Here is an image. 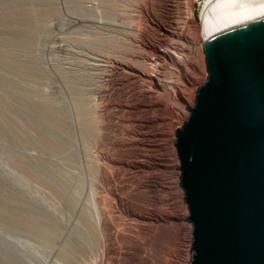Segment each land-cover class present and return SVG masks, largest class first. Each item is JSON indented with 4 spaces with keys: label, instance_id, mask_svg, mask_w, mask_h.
Listing matches in <instances>:
<instances>
[{
    "label": "bare ground",
    "instance_id": "6f19581e",
    "mask_svg": "<svg viewBox=\"0 0 264 264\" xmlns=\"http://www.w3.org/2000/svg\"><path fill=\"white\" fill-rule=\"evenodd\" d=\"M36 1L46 5L47 9L36 10L38 15L34 19L32 4L27 0H0V30L5 28L8 19L22 21L21 27L5 29L22 51L44 30V20H50L60 13L55 0ZM101 1L108 9L114 10L115 16L122 19V24L98 23L99 27H95L102 31L98 34L99 40L81 43L85 52L82 57L87 58L83 59L86 60L83 62L86 71L82 75L81 72L80 75H70L71 79L68 75L64 76L68 79V85L64 87L71 94L69 98L65 95V103L69 105L67 108L37 98L35 89L38 90L37 86L44 76L38 61L30 58L27 66L26 60L14 55L10 44L0 38V58L3 59H0V63L9 66L19 77L18 81L13 82L14 88H17L13 91L14 95L21 102L22 111L32 115L19 114V120L15 121L12 114L17 116L18 111H15L17 108L9 99L12 91L3 90L4 93L0 92V126L7 136L26 146L29 149H24L26 152H36L29 155L41 162L39 169L48 178L28 170L21 164L25 161L20 163L25 153L17 154L21 159L15 161L16 166L46 185L60 205L65 207L63 209L74 213L78 195L68 192V188L72 177H76L74 156L77 154L79 157L81 152L76 150L77 143L74 142L78 140L76 135H81V159L86 161L90 155L92 161L87 160L94 163L92 177H89L90 181L93 179L90 185L93 186L95 210H92L95 215L88 217L90 209L88 212L86 210L87 217L85 212L83 214L84 210L79 212L85 216L79 220L85 229L79 227V222L78 225L69 223L71 230L61 236V244L58 245L61 230L63 227L65 230L69 228V220L74 217L76 220L77 216H73L75 213L69 214L73 216L70 219L68 210H64L66 214L61 215L64 218L58 217L67 221L63 225L53 208L51 210L33 201L37 198L32 196L28 198L23 189L14 188L13 182H10L11 185L3 182L0 186L4 191L1 199L8 210L0 216L6 226L37 235L43 233L39 222L46 223L53 231L57 230L58 236L47 233L51 242L57 244L56 254L62 264H188L191 226L189 221H183L188 217V212L178 186L179 172L175 169L178 168V159L173 144L172 121L182 112V107L190 108V86L196 73L202 69L198 43L220 29L264 14V0ZM18 6L19 9L15 11ZM21 6L28 8L26 12L20 10ZM80 64L78 67L81 68ZM73 70L70 73L74 74ZM65 88L62 90L66 92ZM81 89L89 93L88 98L84 96L90 102V110L86 107L88 104L81 105L87 102L80 97ZM64 91L60 94H64ZM66 149L69 153L64 152ZM43 150L49 155H40ZM84 150L88 153H84ZM24 160L27 161V158ZM62 167L64 174L60 170ZM81 169H78L79 172ZM69 176L68 182L64 177ZM22 202H25L26 205L23 204L27 210L37 212L34 218L25 212L24 215L19 213L20 217L16 216L19 210L17 213L14 210ZM7 254V258H15L9 252ZM10 263L14 264L13 261ZM17 263L23 264L22 261Z\"/></svg>",
    "mask_w": 264,
    "mask_h": 264
},
{
    "label": "water",
    "instance_id": "95a60500",
    "mask_svg": "<svg viewBox=\"0 0 264 264\" xmlns=\"http://www.w3.org/2000/svg\"><path fill=\"white\" fill-rule=\"evenodd\" d=\"M200 45L206 78L173 143L192 225L188 264H264V14ZM0 178L17 188L1 165Z\"/></svg>",
    "mask_w": 264,
    "mask_h": 264
},
{
    "label": "rangeland",
    "instance_id": "374dc122",
    "mask_svg": "<svg viewBox=\"0 0 264 264\" xmlns=\"http://www.w3.org/2000/svg\"><path fill=\"white\" fill-rule=\"evenodd\" d=\"M27 2H30L32 4L31 7H32V9L34 11V13L32 15H33L34 19H36V16L38 15V12L36 10L44 11V10L47 9L46 5L40 4V2H38L36 0H34L33 3H32V0H27ZM30 3H28V4L30 5ZM55 5H56V7H58L60 9L59 10L60 13L58 12V15L56 14L50 20H47V21L44 20V23H45L44 30L37 37L35 36V38H33L32 44L29 45V47L27 49L22 51L21 48L18 46V44H15V42L13 40V36H11L10 34H8L5 31L6 27H14V28H18L19 26L21 27L23 24L21 23L22 21H20L19 19L16 20V19L13 18V19H11V21H10V19H8L9 22L8 23L6 22L7 24H5V28L0 30V36H1L0 38H2L4 41H6V42H8L10 44L11 50H13L14 55H17L18 57H20L22 59L24 58L26 60L27 66L30 64V61H29L30 58H33L35 61H38L39 67L41 69V73H42V75L44 74V76H42L43 78L40 81L43 84L42 83H40L39 85L36 84V85H38L37 88H38L39 91L37 89H35L36 91L34 90L37 93L36 94L37 98L39 97L40 100H44L45 99L44 101H47V102L49 101V102H52L53 104L56 103V105L59 104V106L67 108L69 105H68V103H65V102H67L66 99L71 94H69V92H67V89L64 87V86L68 85L67 84L68 83V79L65 78L64 76L65 75H68V76L75 75L77 73H78V75H80V74L82 75L86 71V69L84 68V63H83L86 60L83 61V59H87V58L85 56L82 57V55L85 52L80 46V45H82L81 43H83L86 40L88 42H90L91 40H94L95 42H97L99 40L98 34H99V32L101 30L99 28L96 29V27H99V24H101V23L104 24L105 23V24L118 25V24H122V22H121L122 19L116 17L115 14H114V10L108 9V7L106 5L102 4L101 0H55ZM19 7L20 6L15 7V11H17L16 9H19ZM27 7H28V5H27ZM28 8H30V7H28ZM28 8H26V9H28ZM26 9L21 6L20 10H24L26 12ZM173 14L177 15V13H175V12H173ZM96 21H98V22H96ZM93 30H95V31L97 30L96 31L97 33L95 31H93ZM186 31H187V29H186ZM90 32H92V33H90ZM89 37L91 39L88 40ZM87 41L84 42L83 44L88 43ZM73 42H75V43H73ZM60 44H61V47H60ZM78 44H79V46H78ZM200 44L201 43L199 42L198 45H199V49H200L201 56H202V69H200L201 71H198L196 73L195 80L193 81V84L190 86V91H189V96H191V97H189V99L191 100L190 101L191 102L190 103V107H192L194 105L195 91H196L195 88H197L199 85H201V83L206 78L204 55H203V51H202V45H200ZM65 47H67V48H65ZM68 48H70V49H68ZM76 49H79L80 51L76 50ZM6 58L8 60L7 56H6ZM0 59L3 61L2 58H0ZM7 60H6V63L8 62ZM68 62H69V64H67ZM75 62H76V64H75ZM78 64L82 65L81 68H83V69L78 67ZM72 68L75 69V70H73L74 74H73V72L70 73V71H72ZM76 68H78V69H76ZM69 69H71V70H69ZM78 70H81V71H78ZM52 74H54L53 78H51ZM16 76L17 75L15 74V72H13L9 68V66L3 65V63H0V92H3V90L12 91V93H10V95H9V99L15 105V108H17L15 111H18V115L17 116L13 115L11 113L12 116L16 118L15 119V118L12 117L15 121L19 120V119H17L19 117V114L27 116V117H32V115L28 111H25V110L22 111L23 109H22L21 102L19 103V100H17L16 96L14 95L13 91H14V89H17V88H14V83L13 82H14V80L18 81V79H19V77H16ZM165 76H166V78H168L169 74L166 72ZM71 77L72 76H70L69 79H71ZM57 78H59L58 79L59 81L57 80ZM60 78H61V80L63 78V80L66 79L67 81L66 80L65 81H63V80L61 81ZM55 80H57V81H55ZM59 84H62L63 87H62V85L59 86ZM42 86H43V88H42ZM8 87H11V88L7 89ZM64 88H65L66 92L64 90H62ZM60 89H61V91H60ZM62 91H64L63 92L64 94H60ZM45 92H46L47 95L45 94ZM65 93H67V94H65ZM81 93H83V94H81ZM81 93H80V97H82L87 102H85L83 100L86 104L83 103V102L81 103L82 100H80L79 103H81V105L83 104L85 106L88 104V106H86V107L89 108L88 110H90V107H91L90 106V102H88V100H86V98H85L86 95H87L86 96L87 98L89 97V93H87L86 91H84L82 89H81ZM52 94H53L54 98H53ZM63 96H65L66 98L65 97L63 98ZM18 103H19V105H18ZM64 104H66V105H64ZM186 107L187 106L182 107V110H181L182 112L178 113V115H176L173 118L172 126H171L172 127V131H173V135H174V130L176 128H180L182 126V124L184 123V121L188 117L189 111L187 109H185ZM20 110H21V112H19ZM22 113H24V114H22ZM3 121L5 122L4 119L2 120V122ZM38 123L43 124L42 121H39V120H38ZM173 126H174V128H173ZM5 135L6 134L3 132V130L1 128V126H0V165L3 168V170L8 175H10L11 177H13L15 179L16 187L18 188V189L17 188L16 189L17 190H19V189L25 190L26 193L28 194L27 195L28 198H30L32 196L33 198H37L35 200L33 199V201L40 202L44 206H46L47 208H49L51 210L53 208L52 211L55 213L57 218L58 217H63L61 215L64 214V213L66 214V211L68 209L67 210L63 209L65 207L63 205H60V201L57 200L58 199L57 197L52 195L53 193H51V190H49V188H47L46 185L44 186V184H41L39 181L33 179L31 176H29L26 173H24L23 171H21V169H19V167L16 166V164H15V161L17 162V160L19 161L21 159L20 157H18V155L21 152L23 154L25 153L26 155L24 154L23 159H21L22 161L20 160V163L25 161L24 163H21V164L26 166V168L28 170H31L32 172L36 171L35 173L38 174V176H41V177L45 178L46 175L44 173H42L40 171V169H39L40 166H41V162L36 157H30V155H33L32 153L36 154V152L35 151L34 152L33 151H27L26 152L25 151L26 149L29 150L26 146L24 147L23 145L18 143V141L15 140L13 137H10L9 135L5 136ZM76 137H77L78 140H75L74 138L72 140L73 141L75 140L76 142H74V144L77 143L76 145L79 146V149H77L78 148L77 146L75 147L76 150L78 152L79 151L81 152V153H79V157H78L77 154L74 156L76 168H73V169H75L74 173H76L75 174L76 177H75V179H74V177H72L73 179H71V183L69 182L70 179H68V178H71L70 176L67 177V178L64 177V179L67 180L69 182V185H70L69 188H68V190H69L68 192H71V193H73L75 195H78V201H77L78 203H76L77 204L76 205V211L74 212L75 215H73L74 213H69V210L67 211V216H69V214H72L73 216H77L76 220H75V217L73 218V216H71V215H70L71 217L69 216L70 219L73 218L72 219L73 221L69 220V222L67 223V227H69V228H67V230H65L66 228L64 229V227H63V230H61L62 231V233H61L62 235H60L58 232H56L57 230H55V229H54V231H55L54 232L52 229H50V226L46 225V223L44 224V222H39V227L43 231V233H41V235H37V233H31L29 231L25 232L24 230H21V229L19 230L16 227H13V226H10V227L6 226L4 221L1 219V216H0V264H4V263L5 264H11L10 262H12V261L14 262V264H19L17 262H21V261L23 262V264H62L61 260H59L60 258L58 256V254H56L57 253L56 252L57 244L51 242V239H49L50 235L48 233L51 232L52 234L54 233L57 236L60 235V236H58L59 237L58 245H59V243L61 244L60 241H61L62 237L65 236L66 233H68L71 230V228H70L71 226L70 225L68 226L69 223L73 222V223H77V225L80 223L79 225H81L82 221H79V220H81L82 217H85V216L87 217L86 213L88 212L89 209H90L89 210L90 214H89L88 217H94L95 211L92 210V209L95 208V204H94V200H93V196H92V194H93V192H92L93 186L90 185L91 184L90 182H92L93 179L90 181L91 178L89 177V176L92 177V173H93L92 171L94 169V165H92V164H94V163L93 162L90 163L92 161L90 155H88L90 158L88 156L86 157V161L89 162L88 164H87L86 161H84L85 159H81V157L83 158V156L80 155V154L83 153V151H82V147H83L82 140H80L82 137L79 134H77ZM173 137H174V141H175V139H176L175 135ZM13 140H15V141H13ZM86 140H88V139H86ZM80 141H81V143H78ZM79 144H81V150H80V145ZM85 147H87V146H85ZM174 149L176 151L175 146H174ZM66 150H64V152L65 153H69V151L68 150L66 151ZM41 151H40V153H41L40 155H44V156H46V155L48 156L49 155V154H47V152L45 150H43V152H41ZM86 151L87 150H84V153H86ZM87 153H88V151H87ZM176 155H177V152H176ZM26 158H27V161L24 160ZM87 158L90 159L91 161L87 160ZM31 159H32V161H31ZM33 159H35V160H33ZM77 159H78V162H77ZM177 159H178V156H177ZM82 160L84 161V163L82 162ZM80 162H82V163H80ZM35 165H36V167H35ZM80 166L82 167V169H81ZM178 167H179V159H178ZM79 168L82 171L79 172V170H78ZM62 169H63V167H62ZM62 169H60V170L63 173L64 169L63 170ZM90 169H91V173H90ZM86 171H88V172H86ZM178 172H179V175H180V170L179 169H178ZM77 175L78 176L79 175H81V176L83 175L82 179H81V176L78 177ZM77 177H78V179H77ZM46 178H48V176ZM28 181H29V183H28ZM30 182H31V184H30ZM178 182H179V178H178ZM2 183H3V181L0 178V186H1ZM79 184L81 185V187H80ZM82 184L84 186H82ZM26 185H28V186H26ZM39 185H40V187H37ZM33 186H34V188H33ZM43 188H45V189H43ZM80 189H82V190H80ZM180 189H181V191L183 193V200H184V192H183L181 187H180ZM2 191L3 190L0 187V215H2L3 212H7V210H8L7 206H5V204H4V201L1 199V197H3V195H4V191L3 192ZM44 191H45V194H44ZM47 192H49V193L47 194ZM46 196H48V197H46ZM43 200H45L46 202L43 201ZM57 202H59V203H57ZM184 202H185V200H184ZM23 203L25 204V202L20 203V204H22V206L18 203L19 207L16 210H14L15 212L17 210H19L18 213L16 212L18 214L16 216L20 217L19 216V213H20V215L26 214V215H30L32 218H34V214L37 213V212H35V210L34 211L33 210L32 211L31 210H27V206L25 208ZM54 203H56L57 206H55L56 204H54ZM185 204H186V207H187V203L186 202H185ZM23 207H24V209H23ZM14 208H16V207H14ZM82 208H84V209H82ZM64 210H66V211H64ZM86 210H87V212H86ZM81 211H83V214L85 212V214H84L85 216H81L82 213L81 214L79 213ZM187 212H188V216H189L188 208H187ZM63 218H58V219L61 220V223L64 225V223L67 222V221L64 220ZM62 219L64 220V222H63ZM189 223H190V226L192 227L190 221H189ZM82 225L79 226V227H81L82 229H85V226L84 225L82 226ZM64 231H65V233H64ZM44 234L46 235V237H43ZM36 235H37V238H35ZM190 236H191V233H190ZM31 239L32 240L34 239L33 240L34 242ZM190 241H191V237H190ZM190 246L191 245L189 244V249H190ZM1 250H3V252ZM8 252L11 255H13V258L14 257L15 258L14 259L7 258L6 256L8 255L7 254ZM191 254H192V251H190V257H191Z\"/></svg>",
    "mask_w": 264,
    "mask_h": 264
}]
</instances>
